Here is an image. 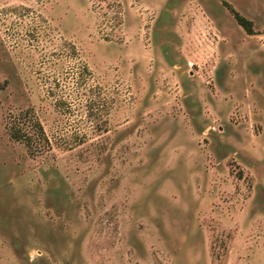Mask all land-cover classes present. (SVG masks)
<instances>
[{
  "label": "rangeland",
  "instance_id": "rangeland-1",
  "mask_svg": "<svg viewBox=\"0 0 264 264\" xmlns=\"http://www.w3.org/2000/svg\"><path fill=\"white\" fill-rule=\"evenodd\" d=\"M0 264H264V0H0Z\"/></svg>",
  "mask_w": 264,
  "mask_h": 264
},
{
  "label": "trees",
  "instance_id": "trees-1",
  "mask_svg": "<svg viewBox=\"0 0 264 264\" xmlns=\"http://www.w3.org/2000/svg\"><path fill=\"white\" fill-rule=\"evenodd\" d=\"M228 10L231 12L233 15L234 19L236 20L237 24L248 34L252 35L253 34V29H252V23L247 20L246 18L242 17L239 15L237 12H235L231 7L228 8ZM11 137L13 139H20L22 136L18 135L14 132L11 133ZM31 141L30 138L27 139V143Z\"/></svg>",
  "mask_w": 264,
  "mask_h": 264
}]
</instances>
